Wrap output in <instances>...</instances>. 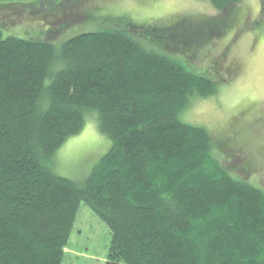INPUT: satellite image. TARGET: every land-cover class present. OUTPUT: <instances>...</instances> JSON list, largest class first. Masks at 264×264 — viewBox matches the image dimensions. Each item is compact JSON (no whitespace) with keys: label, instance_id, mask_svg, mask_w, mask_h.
I'll return each instance as SVG.
<instances>
[{"label":"trees","instance_id":"1","mask_svg":"<svg viewBox=\"0 0 264 264\" xmlns=\"http://www.w3.org/2000/svg\"><path fill=\"white\" fill-rule=\"evenodd\" d=\"M19 1L27 0L0 8ZM64 1L31 9L83 0ZM196 1L221 14L168 25L107 15L105 26L60 45L50 41L60 31L49 29L40 40L4 38L0 22V264H62L80 204L110 232L104 264H264V190L233 175L249 166L221 160L226 140L180 118L191 99L217 92L216 74L165 49L197 53L241 2ZM87 116L112 144L77 182L54 162Z\"/></svg>","mask_w":264,"mask_h":264},{"label":"rangeland","instance_id":"2","mask_svg":"<svg viewBox=\"0 0 264 264\" xmlns=\"http://www.w3.org/2000/svg\"><path fill=\"white\" fill-rule=\"evenodd\" d=\"M34 1H19L0 8L4 38L14 35L40 40L49 29L60 31L50 40L60 45L73 35L105 26L102 17L107 15L129 16L136 24L168 25L183 14H195L202 20L221 14L209 2L196 0H83L79 6L53 8L50 12L31 9ZM73 2L65 0L63 7ZM234 9L235 20L230 26L226 24L230 28L201 43L197 53L186 54L174 47L165 51L184 58L195 72L210 70L216 74L215 79L211 78L217 83V92L206 98L191 99L192 104L181 112L180 118L186 124L204 126L215 138L226 140L228 143L222 146L226 151L221 149L222 156L218 154L221 160L234 161L232 166L236 168L249 166L248 173L234 169L233 175L247 178L264 190V29L256 24L262 19L260 1L241 0ZM62 22L66 24L61 25ZM206 32L211 33L210 29ZM111 144L98 130L95 118L87 116L81 132L67 138L56 151L54 171L67 179L83 181ZM75 218L61 263L104 264L111 241L108 228L83 204Z\"/></svg>","mask_w":264,"mask_h":264}]
</instances>
